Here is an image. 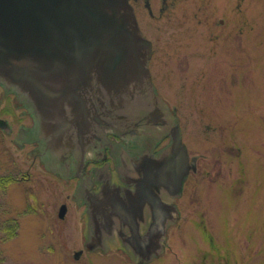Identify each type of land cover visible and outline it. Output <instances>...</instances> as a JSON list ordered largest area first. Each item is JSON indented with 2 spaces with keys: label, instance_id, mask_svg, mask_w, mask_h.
I'll return each instance as SVG.
<instances>
[{
  "label": "rangeland",
  "instance_id": "obj_1",
  "mask_svg": "<svg viewBox=\"0 0 264 264\" xmlns=\"http://www.w3.org/2000/svg\"><path fill=\"white\" fill-rule=\"evenodd\" d=\"M160 2L150 0L155 9ZM139 6L163 59L154 68L161 97L198 156L177 202L180 220L146 262L117 253L118 242L104 237L101 247L85 248L97 238L71 188L27 156L32 147L16 144L14 131H0V176L13 177L0 190V264H264V0H175L159 21ZM2 91L0 118L12 124L20 110ZM10 225L15 236L3 241Z\"/></svg>",
  "mask_w": 264,
  "mask_h": 264
},
{
  "label": "flooded vegetation",
  "instance_id": "obj_2",
  "mask_svg": "<svg viewBox=\"0 0 264 264\" xmlns=\"http://www.w3.org/2000/svg\"><path fill=\"white\" fill-rule=\"evenodd\" d=\"M174 1L161 0L160 6L155 9L150 0H129L138 30L150 43V81L138 82L130 87L132 89L123 85L112 96L99 93L92 112L87 116L88 125L74 127L65 138L53 141L52 133L40 127L22 95L0 85L3 98H7L8 102L13 101V107L20 110L19 113H11L12 124L5 121L7 131H14L16 135L13 141L19 145L27 143L32 147L27 156L37 158L42 166H46L45 172L71 188L72 196L77 201L72 200L82 209L86 226L92 225L96 231L105 229L106 238L116 236L121 246L132 245L130 239L134 226L138 232L141 227L145 228L142 232L144 235L160 218L164 219L163 232L166 226L177 223L180 220L177 202L183 196L188 178L198 172V156L189 154L180 123L174 117L175 108L170 111V104L161 97L155 74L157 70L154 69L158 62L156 56L159 47L155 38H150L137 10L142 2L147 16L153 21H159ZM222 23L223 20H219V24ZM165 35L164 39L167 40L168 36ZM234 35L231 49L236 52L237 34ZM167 56L170 63V53ZM152 62L154 67H151ZM231 79L232 85L235 84V78ZM170 113L173 115L171 119ZM174 124L179 127L181 143L186 152V174L178 195L173 193V188L170 189V163L175 164L180 157V149L172 148L170 143ZM149 182L155 183V187H149ZM95 199H102L104 205L98 208L94 204ZM170 206L177 210V213L171 212L172 217ZM124 207L130 211L128 216H123L121 210ZM113 229L116 230L115 235ZM163 240L164 236L155 231L156 244L153 249L149 246L150 249L154 253L160 251ZM90 242L84 243L85 248H93L94 244ZM80 254L79 250L74 256L78 258ZM143 261L138 259L137 263Z\"/></svg>",
  "mask_w": 264,
  "mask_h": 264
},
{
  "label": "water",
  "instance_id": "obj_3",
  "mask_svg": "<svg viewBox=\"0 0 264 264\" xmlns=\"http://www.w3.org/2000/svg\"><path fill=\"white\" fill-rule=\"evenodd\" d=\"M149 49L129 0H0V85L22 95L53 141L65 138L74 127L88 125L99 93L112 96L123 85L150 81ZM0 129L7 131L1 119ZM170 143L180 149L177 162L170 163V189L178 195L186 174V152L177 124ZM94 204L104 205L102 199ZM121 211L123 216L130 213L126 207ZM65 212V205L60 206L58 217ZM171 212L177 213L170 206V217ZM163 221L160 218L144 235L145 228L138 232L134 226L130 247L121 246L116 236L107 239L105 229L96 231L94 226L97 239L91 241L97 247L102 246V237L105 242L117 241L130 258L146 262L159 253L150 247L156 244L155 231L165 236Z\"/></svg>",
  "mask_w": 264,
  "mask_h": 264
},
{
  "label": "trees",
  "instance_id": "obj_4",
  "mask_svg": "<svg viewBox=\"0 0 264 264\" xmlns=\"http://www.w3.org/2000/svg\"><path fill=\"white\" fill-rule=\"evenodd\" d=\"M13 181L12 176H0V190H3L6 188V186ZM6 236L3 238V241L11 240L16 233V226L10 225L7 228H5ZM2 261L1 258V252H0V262Z\"/></svg>",
  "mask_w": 264,
  "mask_h": 264
}]
</instances>
